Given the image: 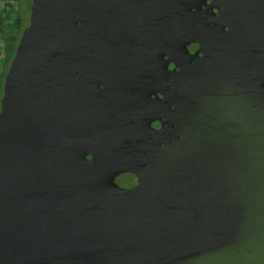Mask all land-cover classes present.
<instances>
[{
	"label": "water",
	"instance_id": "95a60500",
	"mask_svg": "<svg viewBox=\"0 0 264 264\" xmlns=\"http://www.w3.org/2000/svg\"><path fill=\"white\" fill-rule=\"evenodd\" d=\"M0 107V264H264V0H47Z\"/></svg>",
	"mask_w": 264,
	"mask_h": 264
},
{
	"label": "flooded vegetation",
	"instance_id": "af4514ba",
	"mask_svg": "<svg viewBox=\"0 0 264 264\" xmlns=\"http://www.w3.org/2000/svg\"><path fill=\"white\" fill-rule=\"evenodd\" d=\"M0 10V107L4 86L13 73L20 50L35 29L40 7L47 0H2Z\"/></svg>",
	"mask_w": 264,
	"mask_h": 264
},
{
	"label": "rangeland",
	"instance_id": "374dc122",
	"mask_svg": "<svg viewBox=\"0 0 264 264\" xmlns=\"http://www.w3.org/2000/svg\"><path fill=\"white\" fill-rule=\"evenodd\" d=\"M2 7H3V1L0 0V10L2 9Z\"/></svg>",
	"mask_w": 264,
	"mask_h": 264
}]
</instances>
